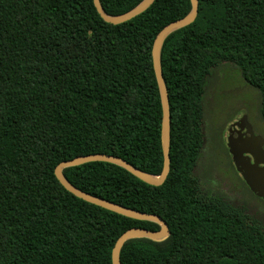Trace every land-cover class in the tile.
<instances>
[{
    "label": "trees",
    "instance_id": "obj_1",
    "mask_svg": "<svg viewBox=\"0 0 264 264\" xmlns=\"http://www.w3.org/2000/svg\"><path fill=\"white\" fill-rule=\"evenodd\" d=\"M111 16L142 0H100ZM191 0H156L119 25L93 0H0V264H112L131 228L158 231L85 202L55 176L67 160L121 157L160 175L162 105L152 46ZM171 111V170L151 186L92 162L64 170L77 188L168 225L161 242H126L121 264H264V229L221 199H201L194 177L202 97L212 67L232 63L260 93L264 121V0H199L195 22L162 49Z\"/></svg>",
    "mask_w": 264,
    "mask_h": 264
},
{
    "label": "water",
    "instance_id": "obj_2",
    "mask_svg": "<svg viewBox=\"0 0 264 264\" xmlns=\"http://www.w3.org/2000/svg\"><path fill=\"white\" fill-rule=\"evenodd\" d=\"M156 0H142L132 10L118 15H108L100 0H93L94 6L102 19L112 25L128 22L146 12ZM191 11L183 18L165 26L157 35L152 46V61L162 105L161 147L164 158L163 170L160 175L142 171L127 160L108 154H90L78 156L60 163L55 169V176L60 184L71 194L119 215L160 226L158 231L145 228H131L124 232L116 241L112 250V264H121V251L124 244L133 239L146 238L161 242L170 236L167 223L158 215L124 207L104 198L87 193L73 185L65 176L64 170L92 162H106L126 169L141 181L155 187L162 186L171 170V111L170 100L162 70V49L167 38L174 32L193 24L198 16L199 0H191ZM225 144L230 150L232 163L248 189L260 200L264 201V139L255 134L247 115H239L227 127Z\"/></svg>",
    "mask_w": 264,
    "mask_h": 264
},
{
    "label": "rangeland",
    "instance_id": "obj_3",
    "mask_svg": "<svg viewBox=\"0 0 264 264\" xmlns=\"http://www.w3.org/2000/svg\"><path fill=\"white\" fill-rule=\"evenodd\" d=\"M259 110V91L244 81L236 65L225 62L210 69L202 97L203 145L194 177L209 196L236 206L264 229V201L248 189L236 172L224 139L227 127L243 114L255 134L264 139Z\"/></svg>",
    "mask_w": 264,
    "mask_h": 264
},
{
    "label": "flooded vegetation",
    "instance_id": "obj_4",
    "mask_svg": "<svg viewBox=\"0 0 264 264\" xmlns=\"http://www.w3.org/2000/svg\"><path fill=\"white\" fill-rule=\"evenodd\" d=\"M235 168V167H234ZM236 170V169H235ZM237 172V171H236ZM198 184H199V192L201 194V199L205 202V201H208L209 199L211 198H217V197H211L209 196V194L207 192L204 191V189L201 187V184L199 183L198 181ZM246 185V184H245ZM217 199H220V198H217ZM222 200V199H221ZM223 202H225L224 200H222ZM231 205V204H230ZM235 209H236V206H235Z\"/></svg>",
    "mask_w": 264,
    "mask_h": 264
}]
</instances>
